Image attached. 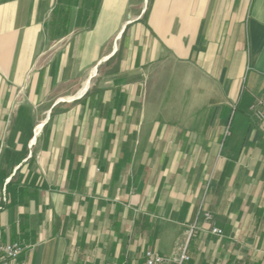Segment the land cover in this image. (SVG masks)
Returning a JSON list of instances; mask_svg holds the SVG:
<instances>
[{
  "label": "crops",
  "instance_id": "1",
  "mask_svg": "<svg viewBox=\"0 0 264 264\" xmlns=\"http://www.w3.org/2000/svg\"><path fill=\"white\" fill-rule=\"evenodd\" d=\"M64 72L85 80L51 102ZM262 92L264 0H0V242L264 264Z\"/></svg>",
  "mask_w": 264,
  "mask_h": 264
},
{
  "label": "built area",
  "instance_id": "2",
  "mask_svg": "<svg viewBox=\"0 0 264 264\" xmlns=\"http://www.w3.org/2000/svg\"><path fill=\"white\" fill-rule=\"evenodd\" d=\"M249 112L252 117L258 121L264 120V92L257 96L249 106ZM206 220L211 219V215L204 214ZM211 232L217 236L222 235V230L213 227ZM25 246L18 242H0V264H26L20 261L21 254L25 251ZM186 250H183L179 258H165L152 250H147L144 254L143 264H182L188 260Z\"/></svg>",
  "mask_w": 264,
  "mask_h": 264
},
{
  "label": "rangeland",
  "instance_id": "3",
  "mask_svg": "<svg viewBox=\"0 0 264 264\" xmlns=\"http://www.w3.org/2000/svg\"><path fill=\"white\" fill-rule=\"evenodd\" d=\"M56 73V72H55ZM93 73H94V71H93ZM88 74V73H87ZM86 74V75H87ZM64 77H63V79H62V83L59 81L58 83V85L59 86H55L52 90V93L50 92L49 93V100H51V102H53V101H58V100H60V99H68L69 97H73V96H75V93H76V91L78 90V89H81V87L79 86L80 85V82L82 81H84L85 79L84 78H82L81 76H80V79L79 78H76L75 76V74H74V72H70V74H68L67 72H64ZM81 75V74H80ZM95 78V77H94ZM94 78L92 79V80H94ZM92 82V81H91ZM61 83V84H60ZM87 84V86H88V83H86ZM87 88V87H86ZM85 89H84V87H83V89H82V91L79 93V95H81L82 93H83V91H84ZM51 98V99H50ZM49 105V104H48ZM41 108V106H39V108H38V111L39 112H41V110H45V108H42V109H40ZM248 114L249 115H251V113L249 112V110H248ZM234 116H235V114H233V119H234ZM252 116V115H251ZM230 120V119H229ZM45 120L44 119H41V118H39L38 120H37V123L35 124V125H33L32 127V129H34V131H33V137L35 138V135H36V133H37V136L36 137H38V135H40L41 134V132H42V130H43V126L41 127V124L44 122ZM37 127V128H36ZM229 127V123L228 124H226V128H228ZM36 129V130H35ZM37 130H38V132H37ZM33 142H35L34 140H33ZM108 264H114V263H112V262H107ZM96 264V263H95ZM133 264V263H132Z\"/></svg>",
  "mask_w": 264,
  "mask_h": 264
},
{
  "label": "bare ground",
  "instance_id": "4",
  "mask_svg": "<svg viewBox=\"0 0 264 264\" xmlns=\"http://www.w3.org/2000/svg\"><path fill=\"white\" fill-rule=\"evenodd\" d=\"M92 74H93V72H92ZM86 87H87V84L84 85V89H86Z\"/></svg>",
  "mask_w": 264,
  "mask_h": 264
}]
</instances>
